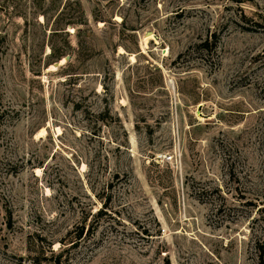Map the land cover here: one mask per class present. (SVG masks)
I'll return each mask as SVG.
<instances>
[{
	"label": "rangeland",
	"instance_id": "obj_1",
	"mask_svg": "<svg viewBox=\"0 0 264 264\" xmlns=\"http://www.w3.org/2000/svg\"><path fill=\"white\" fill-rule=\"evenodd\" d=\"M263 205L264 0H0V264H264Z\"/></svg>",
	"mask_w": 264,
	"mask_h": 264
},
{
	"label": "bare ground",
	"instance_id": "obj_2",
	"mask_svg": "<svg viewBox=\"0 0 264 264\" xmlns=\"http://www.w3.org/2000/svg\"><path fill=\"white\" fill-rule=\"evenodd\" d=\"M66 60V57H64L62 60H61V62H63V61H65ZM60 62V63H61ZM60 63H57V64H54V65H52L51 66V68H55L58 64H60ZM47 131H46V128L44 127V128H42V129H40L39 130V132L37 133V135H45V133H46ZM40 172V171H39Z\"/></svg>",
	"mask_w": 264,
	"mask_h": 264
},
{
	"label": "trees",
	"instance_id": "obj_3",
	"mask_svg": "<svg viewBox=\"0 0 264 264\" xmlns=\"http://www.w3.org/2000/svg\"><path fill=\"white\" fill-rule=\"evenodd\" d=\"M261 208L264 209V205H263ZM263 249H264V246H263ZM51 250L53 251V253H55V252H54V249H51ZM61 251H62V250H61ZM61 251L58 252V255H61V254H62ZM56 261H57V262H60V258H59V256H58V258L56 259Z\"/></svg>",
	"mask_w": 264,
	"mask_h": 264
}]
</instances>
